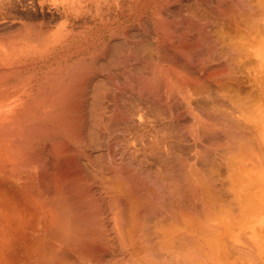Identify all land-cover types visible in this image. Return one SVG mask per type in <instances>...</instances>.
Masks as SVG:
<instances>
[{
	"label": "bare ground",
	"instance_id": "6f19581e",
	"mask_svg": "<svg viewBox=\"0 0 264 264\" xmlns=\"http://www.w3.org/2000/svg\"><path fill=\"white\" fill-rule=\"evenodd\" d=\"M0 264H264V0H0Z\"/></svg>",
	"mask_w": 264,
	"mask_h": 264
},
{
	"label": "rangeland",
	"instance_id": "374dc122",
	"mask_svg": "<svg viewBox=\"0 0 264 264\" xmlns=\"http://www.w3.org/2000/svg\"><path fill=\"white\" fill-rule=\"evenodd\" d=\"M210 4V3H209ZM176 7H178V6H176ZM184 8V7H183ZM183 8H182V6H180V7H178V9H177V11L179 10L180 12H184V10H183ZM186 8V7H185ZM182 10V11H181ZM146 23V24H145ZM146 25V27H145V25ZM143 28H144V35L147 37L148 36V33L146 34V32H149V27H148V24H147V22H144L143 23ZM147 28V30H145ZM135 45L133 44L132 46H131V50H132V52H134L135 53V56L137 55V49H135L136 47H134ZM192 53V52H191ZM191 53H190V55H191ZM197 53H198V55H199V53L200 52H196L195 53V51L192 53L193 55H191L190 56V60H191V58H192V60H193V58H194V60H195V58L197 57L196 55H197ZM196 54V55H195ZM138 56H136V58H137ZM135 58V59H136ZM73 59H75V57H73ZM185 66H187V68L188 69H190L192 66H190V65H185ZM126 92V94H125V99L127 98V97H130V92L129 91H125ZM128 93V94H127ZM173 107V110L175 111L176 110V108H174L175 106H176V104H173L172 105Z\"/></svg>",
	"mask_w": 264,
	"mask_h": 264
}]
</instances>
